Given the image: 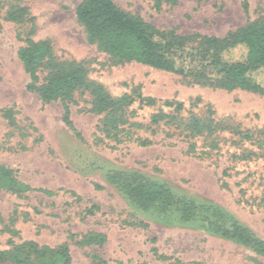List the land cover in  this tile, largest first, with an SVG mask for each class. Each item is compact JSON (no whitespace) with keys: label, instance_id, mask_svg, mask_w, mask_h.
<instances>
[{"label":"rangeland","instance_id":"rangeland-1","mask_svg":"<svg viewBox=\"0 0 264 264\" xmlns=\"http://www.w3.org/2000/svg\"><path fill=\"white\" fill-rule=\"evenodd\" d=\"M80 1L0 0V164L24 184L54 193L0 190V250H8L12 238L15 243H67L71 264H264L263 254L197 222L168 223L133 208L108 178L119 169L164 180L220 206L264 240V96L115 61L88 40L75 14ZM113 1L173 35L223 37L264 18V0H246L247 14L242 0ZM21 8L19 21L8 19L9 11ZM27 38L49 40L56 61L82 63L88 80L111 96L134 91L155 104L134 101L126 107L125 130L107 137L98 130L104 114L92 110L88 91L43 102L26 90L29 76L17 53ZM187 43L195 46L198 40ZM255 78L264 82L263 74ZM166 102L182 106L175 110ZM65 105L70 125L63 120ZM159 112L170 118L151 124L150 117ZM191 118L211 123L214 131L205 126L202 133H192L184 126ZM144 139L150 143L142 145ZM10 219L17 231L12 236L2 230ZM89 233H101L105 241L78 243Z\"/></svg>","mask_w":264,"mask_h":264},{"label":"trees","instance_id":"trees-1","mask_svg":"<svg viewBox=\"0 0 264 264\" xmlns=\"http://www.w3.org/2000/svg\"><path fill=\"white\" fill-rule=\"evenodd\" d=\"M241 7L247 14L246 0L241 1ZM23 12L22 8L15 12L9 11L8 19L19 21ZM75 14L82 23L88 40L95 42L117 62L135 61L198 78L213 87L226 90L242 89L264 96V82L255 78L256 74L264 75V18L249 21L228 30L223 37H218L200 34L173 35L123 11L113 0H81L75 8ZM193 38L198 40L195 46L187 43V40ZM17 56L29 76L26 90L37 93L43 102L68 98L80 89L88 91L92 110L104 114L98 130L107 137H117L125 130L122 125L127 122L126 107L134 101L138 100L143 105L155 104V99L142 97L134 91L119 97L111 96L101 84L88 80L82 63L56 61L49 40L34 41L27 38L18 48ZM165 104L175 105V110L182 106L173 102ZM68 114L65 105L63 120L70 125ZM165 118L170 116L159 112L150 117V122L157 124ZM184 126L192 133H202L206 127L208 133L214 131L210 127L211 123L203 125L197 118L189 119ZM140 142L142 145L150 143L145 139ZM108 178L137 210L162 216L168 223L197 222L198 227L208 232L247 245L264 255V240L258 238L236 217L209 200L179 191L164 180L146 176L138 171L117 169L111 171ZM0 190L17 195L26 192L54 194L51 190L32 188L24 184L16 178L13 169L1 164ZM12 223L13 220L10 219L9 224L2 227V230L11 236L17 232L11 227ZM104 241L103 234L89 233L82 236L78 243L101 244ZM7 242L11 247L8 250H0V263L9 261L10 264H71L67 243L48 246L33 240L15 243L12 238Z\"/></svg>","mask_w":264,"mask_h":264}]
</instances>
